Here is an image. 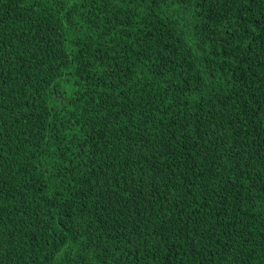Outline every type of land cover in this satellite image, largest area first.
<instances>
[{
  "label": "trees",
  "instance_id": "obj_1",
  "mask_svg": "<svg viewBox=\"0 0 264 264\" xmlns=\"http://www.w3.org/2000/svg\"><path fill=\"white\" fill-rule=\"evenodd\" d=\"M0 264H264V0H0Z\"/></svg>",
  "mask_w": 264,
  "mask_h": 264
}]
</instances>
